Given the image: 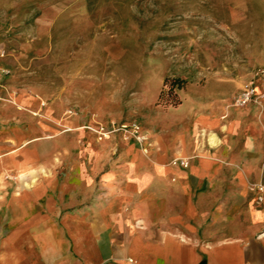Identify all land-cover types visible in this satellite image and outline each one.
<instances>
[{
	"label": "crops",
	"instance_id": "0c3cea01",
	"mask_svg": "<svg viewBox=\"0 0 264 264\" xmlns=\"http://www.w3.org/2000/svg\"><path fill=\"white\" fill-rule=\"evenodd\" d=\"M232 94L162 108L144 149L88 150L0 82V264H264V113Z\"/></svg>",
	"mask_w": 264,
	"mask_h": 264
},
{
	"label": "rangeland",
	"instance_id": "374dc122",
	"mask_svg": "<svg viewBox=\"0 0 264 264\" xmlns=\"http://www.w3.org/2000/svg\"><path fill=\"white\" fill-rule=\"evenodd\" d=\"M260 68L264 0H0V82L87 127L88 150L144 149L175 80L181 102H232ZM123 125L144 140L97 133Z\"/></svg>",
	"mask_w": 264,
	"mask_h": 264
},
{
	"label": "built area",
	"instance_id": "2783aa9c",
	"mask_svg": "<svg viewBox=\"0 0 264 264\" xmlns=\"http://www.w3.org/2000/svg\"><path fill=\"white\" fill-rule=\"evenodd\" d=\"M233 104L237 107H247L250 105H256L261 109L264 108V68H260L254 76H252L242 87L238 95L234 98ZM97 132V131H96ZM114 132H123L126 139H134L138 142H142L144 138L139 134V128L134 126H120L119 128H115L113 126L112 131H98L97 133L100 135V139H109L110 135ZM175 166H181L183 168H188L189 163L186 159H175L173 161ZM257 191L260 193L264 192L263 186H257ZM263 201V197L260 196L258 202L261 203Z\"/></svg>",
	"mask_w": 264,
	"mask_h": 264
},
{
	"label": "trees",
	"instance_id": "16d2710c",
	"mask_svg": "<svg viewBox=\"0 0 264 264\" xmlns=\"http://www.w3.org/2000/svg\"><path fill=\"white\" fill-rule=\"evenodd\" d=\"M181 81L180 80H175L174 82H172L171 84V88H170V91L168 93V96L171 98L170 99V102H168V104H171V105H178L181 103L180 99H179V95L175 92L176 89H182L183 86L182 84H180ZM165 92L163 91L160 95V100H162L165 96Z\"/></svg>",
	"mask_w": 264,
	"mask_h": 264
}]
</instances>
